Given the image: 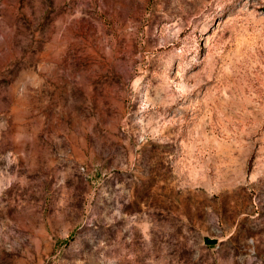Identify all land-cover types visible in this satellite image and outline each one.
<instances>
[{"label": "rangeland", "instance_id": "obj_1", "mask_svg": "<svg viewBox=\"0 0 264 264\" xmlns=\"http://www.w3.org/2000/svg\"><path fill=\"white\" fill-rule=\"evenodd\" d=\"M0 264H264V0H0Z\"/></svg>", "mask_w": 264, "mask_h": 264}, {"label": "water", "instance_id": "obj_2", "mask_svg": "<svg viewBox=\"0 0 264 264\" xmlns=\"http://www.w3.org/2000/svg\"><path fill=\"white\" fill-rule=\"evenodd\" d=\"M205 241L206 242H210V243H214L216 240L215 239L206 238Z\"/></svg>", "mask_w": 264, "mask_h": 264}]
</instances>
